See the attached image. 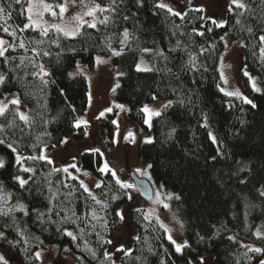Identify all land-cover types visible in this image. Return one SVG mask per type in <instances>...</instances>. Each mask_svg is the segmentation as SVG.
I'll return each mask as SVG.
<instances>
[{
    "label": "trees",
    "instance_id": "16d2710c",
    "mask_svg": "<svg viewBox=\"0 0 264 264\" xmlns=\"http://www.w3.org/2000/svg\"><path fill=\"white\" fill-rule=\"evenodd\" d=\"M47 1L59 4L63 0ZM99 1L111 4V0ZM160 1L143 0V6H138L135 0H117L116 11L106 12L107 24L84 26L76 37H65L53 30L45 36L39 29L25 28L28 0L20 4L0 0L6 7L11 5V19L7 23L0 19V37L15 46L0 59L8 77L0 87V98L17 93L29 117L27 123L20 120L14 105L0 117V139L6 141L0 144L5 155L0 168V209L14 208L8 216H0V229L14 240L21 260L42 264L35 253L55 249L72 256L77 264H113L104 256L109 246L105 241L111 228L121 225L117 213L129 198L115 177L99 171L102 153L86 151L80 161L83 170L101 181L102 198L97 203L77 178L54 171L46 160L27 159L35 171L21 187L17 181L21 166L8 147L11 143L20 152L39 151L68 137L85 139L86 126L77 127V122L88 105V83L84 76H72L71 69L78 61L92 67L95 55L108 54L120 74L114 99L128 106L136 128L148 130L141 112L145 105L172 101L160 116L153 117L151 142L142 143L140 155L152 165L154 183L175 194L172 206L184 223L189 245L177 252L160 224L147 218L143 209H133L130 218L136 232L124 248L127 251L117 252L120 264H190L206 253H212L218 264L259 261L261 254L248 252L242 245L252 247L264 240L254 235L258 228L264 232V197L259 195L264 190V43L259 41L264 35V0H245L248 11L233 7L223 27L204 19L200 8H189L181 19L157 8ZM4 27L15 35L4 32ZM125 28L130 33L126 47L120 44ZM221 37L241 42L245 69L261 86L254 93L244 77L245 92L254 96L252 104L220 90L218 57L226 47ZM21 41L25 49L19 48ZM145 48L151 51L144 52ZM113 49L122 55H113ZM159 51L167 59L157 55ZM141 56L152 63L151 71L138 70ZM99 125L101 135L113 144L115 114L106 113ZM93 213L100 219H93ZM0 264L7 263L0 260Z\"/></svg>",
    "mask_w": 264,
    "mask_h": 264
},
{
    "label": "rangeland",
    "instance_id": "374dc122",
    "mask_svg": "<svg viewBox=\"0 0 264 264\" xmlns=\"http://www.w3.org/2000/svg\"><path fill=\"white\" fill-rule=\"evenodd\" d=\"M30 2L39 5L40 0H28V4ZM43 2L52 5L53 11H55L57 15L52 16L51 12H44L43 17H39L36 15V13L38 11H42V9L34 8L32 13L33 19L39 20L41 28H36L35 26H32V28L41 30L43 27H47L48 32L52 30L57 32L56 29L50 27L51 24H62L70 28H75L78 22L73 20V17L77 14L82 15L94 5L98 4L101 7H108L99 0H77L75 5H73L69 0L67 11L61 16L59 7L57 6L63 3L64 0L59 4H54L47 0H43ZM160 2L168 4L171 8H173L174 11L181 12L182 14H184L191 7L203 9L204 19H213L217 23L221 21L224 22L228 11L235 7V5L231 3V0H190L188 3L182 1L173 2L169 0H161ZM243 2L246 4L245 0H243ZM95 16L96 23L99 25V20L106 16V12L97 11ZM83 18L89 22L93 20V17L90 16H84ZM84 26L88 25L85 24ZM57 33L64 36L61 32ZM0 38H3L8 42L5 37ZM224 42L227 46L225 47V50L221 56L222 64L230 65V68L222 67L221 61L219 62V73L220 71H223L227 79V83L221 79L220 88L224 89V93L238 90L240 93H242V96L236 97L243 100V97H247L253 102V94L249 95L244 90V77H248L249 79V76H251V78L255 80L257 87L261 89V86L257 77L250 74L245 69L241 42L239 40L232 39L231 37H225ZM97 57H100V60H98ZM101 61L107 62L105 63ZM138 67L139 69H152L153 66L145 56H141L137 63V68ZM0 73H4L1 63ZM245 73H248L249 75H245ZM71 75L84 76L88 83V105L85 112L78 120L79 125L86 126L87 136L85 139L75 141L68 137L64 139L67 141V143L61 142L52 147H43L39 151H18V154L21 156V158H26L29 156H47L52 161V163H49V165L54 171L59 169V171L67 177H76L80 183H83V185L88 187L90 192H87L91 197L95 196L96 200H101L102 195L100 187H97L98 184L101 185V181L94 174L83 170L80 165L81 155L84 152L99 150L104 158L103 165L104 162L107 161L109 166L113 168V170L117 171V175L122 182L134 185L133 188L127 189L131 194V199L123 204L119 210V213L122 212L124 216V219L121 220V225L116 228H111L110 230L109 240H111L112 243L109 244L106 252L111 254L110 260L113 264H120L121 259L117 253V249H124L126 244L135 235L136 228L132 224L130 218L131 211L133 209H143L147 218L155 220L166 230L168 237H172V239H170L172 242L175 241L176 244L181 245H184L185 243L187 244L188 241L184 229V223L172 206V199L175 194L171 191L165 190L163 187L157 186L154 183L149 167H147V164L143 161L140 155V146L142 143L151 139L150 130L154 116H151L149 121V116L147 113H145V125L148 127V130L136 128L130 121L128 106L125 103L116 101L114 99V90L118 87L117 85H119L120 74L111 62V55H95V63L92 67L82 61H78L77 64L71 69ZM249 81L252 86V81L250 79ZM253 92L257 93V91L254 89ZM13 96L19 97L17 93L9 92L4 94L0 99H4L5 97L10 99ZM169 101L170 100L167 99H161L147 106L150 109L161 111L163 105L167 104ZM117 105H124L125 107L124 109H121L117 107ZM15 107L16 109L18 108L20 112H23L28 116V111L22 103H20V105H15ZM107 108H111L112 111L110 112L115 114L116 131L113 144H109L107 139L101 135L99 125V120L102 117L100 114L103 112L104 116L106 113H110L109 111H106ZM129 132H131L133 135L129 136ZM15 154L17 156V152H15ZM0 159L5 161V155L1 151ZM39 160L44 159H36V161ZM70 165H75L76 167L73 168ZM20 166L21 173L19 177L28 181V178L35 171V166L33 164H28L27 159H22V164H20ZM28 167L32 168L33 171H23V168ZM65 168L67 171H64ZM138 169L143 170L146 175H141ZM132 172L136 173L139 177L148 179L152 183L154 187V195L151 200L148 201L141 197L130 175ZM17 181L19 182L18 179ZM157 193H159V196H157ZM164 204H168L169 207L165 208ZM181 224L183 227H181ZM0 231L3 230L0 229ZM5 235L7 239H0V257H3V261L7 264H29L25 260H21L19 258L14 240L6 233ZM255 247L264 248V240ZM38 252L41 253L40 262L42 264H77L76 260L72 256L68 254H60L55 249H39ZM190 264L218 263L216 262L215 256L212 253H206L202 255L199 260H191ZM252 264H257V262H253Z\"/></svg>",
    "mask_w": 264,
    "mask_h": 264
},
{
    "label": "snow or ice",
    "instance_id": "6c2138e0",
    "mask_svg": "<svg viewBox=\"0 0 264 264\" xmlns=\"http://www.w3.org/2000/svg\"><path fill=\"white\" fill-rule=\"evenodd\" d=\"M70 2L75 5L77 0H70ZM14 3L16 4H20V0H14ZM68 3H69V0H64L63 3H61L60 5H58L57 7H59V11H60V14L61 16L63 15V13H65L67 11V6H68ZM135 3L138 5V6H143V0H135ZM231 3L233 5H235L236 8L238 9H242L244 11H248V6L247 4H245L243 2V0H231ZM116 4H117V0H111V4L108 6V7H101L100 5H94L92 6L91 8H89L88 11L84 12L82 15L80 14H77L76 16L73 17V20L77 21L78 23L76 24V27L75 28H70L66 25H62V24H51L50 27L51 28H54L56 29L57 32H61L63 33L64 36H72V37H75L76 35L80 34V29L85 25L87 24L88 27L90 28H96L97 27V23H96V12L97 11H100V12H115L116 11ZM157 8H160V9H167V11L169 13H171L172 15L174 16H177V17H180L181 19L183 18V14L181 12H178V11H174L173 8H171L168 4L166 3H163V2H159L155 5ZM11 7V5H8L7 7L4 5V3L0 2V19H4L5 20V23H7V20L8 19H11V12L8 10L9 8ZM87 7V6H86ZM34 8H41L42 11H38L36 13L37 16L39 17H43L44 15V12H51V15L52 16H56L57 13L55 11H53V6L48 4V3H44L43 0H40V3L39 5H36V4H33V3H29L28 4V7L26 9L27 13H28V21L29 23L28 24H25V28H29V27H32V26H35L36 28H41V24L39 22V20H36V19H33V11H34ZM199 11H203V9H199ZM244 11H241L239 13L240 16H243L244 15ZM84 16H90V17H93V20L91 22L89 21H86L84 20ZM109 19L110 17L109 16H104L103 19L99 20V23L100 24H107L109 22ZM124 19H128V17H124ZM215 23V21H214ZM226 22H219L217 26L219 27H223L224 24ZM236 24H240L241 25V31H244V26L242 25V22L241 20L237 19L236 20ZM23 30V29H22ZM247 32L249 34H252L253 32V29L251 27H248L247 29ZM3 31L6 32V33H9V28L8 27H4L3 28ZM208 31H211V29H208ZM41 32L43 35H48V28L47 27H43L41 29ZM9 35H15V32H11L9 33ZM201 36L204 35L203 32L200 33ZM130 38V33L128 31V29H124L123 31V39L120 41V44L123 45V46H127V42ZM224 37H221V40H223ZM259 41L264 43V35H260L259 36ZM39 43V42H38ZM7 45V47H6ZM227 46V45H225ZM15 46L14 45H11L9 44L6 40H4L3 38H0V57H4L5 56V52L8 51V48H14ZM108 47L111 48V44L109 43L108 44ZM214 47V45L212 46ZM19 48L21 49H25V44L23 41H21L19 43ZM144 52H150L151 49H148V48H145L143 49ZM207 51V49H206ZM261 51L264 52V48H261ZM112 54L113 55H116V56H121L122 53L120 51H116L115 49L112 50ZM157 55L167 59V57L165 56V53L163 51H159L156 53ZM44 55H48L47 52L44 53ZM98 60H100V57H97ZM218 60L221 61V64H222V59L220 57H218ZM101 62H107V61H101ZM21 63H23V60H21ZM222 67H227V68H230V65H223L222 64ZM138 70H143V71H151L150 68H144V69H139L138 67ZM41 71L43 72V66H41ZM44 75H48V73L44 72ZM245 75H249L248 73H245ZM220 78L222 80H224L225 83H227V79L225 77V74L223 71H220ZM8 77L7 75H5L4 73H0V87L4 86L6 81H7ZM249 79L252 81V88L259 92L261 89L259 87H257L256 85V82L254 79L251 78V76H249ZM47 81H45L46 83ZM119 86V85H117ZM222 92L224 91L223 88L220 89ZM226 95L228 96H242V93H240L238 90L237 91H232V92H226L225 93ZM244 100L249 103V104H252V101L249 100L247 97H243ZM153 100H156L157 97L156 96H153L152 97ZM21 101L19 99L18 96H13L12 98H8V97H5L4 99H0V117H3L6 115V113L9 111V105H20ZM172 104V101H169L167 104H164L163 107L166 109L168 108L170 105ZM255 106V105H253ZM117 107L121 108V109H124V105H117ZM16 112L19 113V119L20 120H23L25 121L26 123L29 121V117L23 113V112H20L19 109L17 108L15 110ZM106 111H112L111 108H107ZM141 112L143 113H147L148 116H149V121H150V117L151 116H160L161 115V112L159 110H155V109H150L147 105H145L142 109H141ZM103 112L100 114L101 116H103ZM149 121H146V122H149ZM77 127H79V122L77 123ZM3 130V125H0V131ZM129 136H132L133 134L131 132H129L128 134ZM213 141H215V137L213 136L212 137ZM148 142H151V141H148ZM6 141L0 139V144H5ZM62 143H67L66 140L62 141ZM8 147L13 151V152H17V156H16V163L17 164H22V159H29V160H36V159H44V160H47L48 163H52V161L47 157V156H41V157H35V156H29V157H26V158H21V156L18 154V150L16 147H14L11 143H8ZM99 151V150H97ZM4 164H5V161L3 159H0V168L4 167ZM71 167L75 168L76 166L75 165H70ZM147 167H152V165H147ZM23 171L25 172H32L33 169L28 167V168H23ZM56 171H59V169H56ZM64 171H67V169L65 168ZM99 171L101 173H110L111 174V177H115V182L117 184L120 185L121 188L123 189H130V188H133L134 185L132 184H128V183H125V182H122L121 179L119 178V176L117 175V171L113 170V168H111L109 166V163L107 161L104 162V165L102 168L99 169ZM138 171L140 172L141 175H146L145 172H143V170L141 169H138ZM87 174V173H86ZM17 179L19 180V184L21 187H23L27 181L20 178L19 176L17 177ZM73 179H76V177H73ZM81 186L85 188V191H89L90 190L88 189V187L86 185H83V183H81ZM101 185L98 184L97 187H100ZM0 191H2V186H0ZM123 195L127 196L129 199H131V194L127 191H125L123 193ZM259 195L264 197V190H261L259 192ZM157 196H159V193H157ZM93 200H96V197L93 196L92 197ZM176 199H179V197L177 196ZM97 203H101V201L97 200L96 201ZM104 207H107V205H104ZM164 207L165 208H168L169 205L168 204H164ZM20 210L21 211H24L25 215H27V210L24 208L23 205H20ZM14 211V208L10 207L8 208L7 210H4V209H0V216H8L10 213H12ZM117 216L119 217L120 220H123L124 219V216H123V213H117ZM93 219H97L99 220L100 218L96 216L95 213H93ZM13 224L16 223V220H15V217H13ZM115 223V221H114ZM6 226V225H4ZM2 227V226H0ZM181 227H183V225L181 224ZM69 236H72L73 234L71 232L68 233ZM254 235L258 238V239H261V238H264V232H261V230L258 228ZM75 239V237H73ZM0 239H7L5 233L3 231H0ZM169 239H172L171 236H169ZM229 239H235V237H230ZM20 241H17V243H19ZM26 242V241H24ZM106 243L110 244L112 243L111 240H108V241H105ZM173 243L175 244V247H176V251L177 252H181L182 251V247H188L189 245H187L186 243L184 245H181V244H176L175 241H173ZM244 248L247 249L248 252H251V253H259L261 254L260 256V259L259 261L257 262V264H264V248H261V247H255V246H252V247H249L248 245H242ZM118 251H122V252H126L127 250L125 249H122V248H119L117 249ZM40 255L41 253L39 252H36L35 253V256L37 259L40 258ZM92 255L93 257H95L96 253L94 251H92ZM245 255H247V253H245ZM104 256L107 258V259H111V254H109L108 252H105L104 253ZM0 260H3V257H0Z\"/></svg>",
    "mask_w": 264,
    "mask_h": 264
},
{
    "label": "water",
    "instance_id": "95a60500",
    "mask_svg": "<svg viewBox=\"0 0 264 264\" xmlns=\"http://www.w3.org/2000/svg\"><path fill=\"white\" fill-rule=\"evenodd\" d=\"M131 177L141 197L148 201L151 200L154 195L152 183L146 178L139 177L134 172L131 173Z\"/></svg>",
    "mask_w": 264,
    "mask_h": 264
},
{
    "label": "flooded vegetation",
    "instance_id": "af4514ba",
    "mask_svg": "<svg viewBox=\"0 0 264 264\" xmlns=\"http://www.w3.org/2000/svg\"><path fill=\"white\" fill-rule=\"evenodd\" d=\"M131 175V174H130Z\"/></svg>",
    "mask_w": 264,
    "mask_h": 264
}]
</instances>
